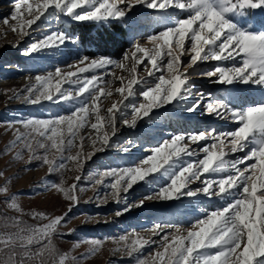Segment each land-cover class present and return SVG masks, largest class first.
<instances>
[{
    "label": "rangeland",
    "instance_id": "obj_1",
    "mask_svg": "<svg viewBox=\"0 0 264 264\" xmlns=\"http://www.w3.org/2000/svg\"><path fill=\"white\" fill-rule=\"evenodd\" d=\"M240 3L0 0V264H264V32ZM110 20L112 54L71 27Z\"/></svg>",
    "mask_w": 264,
    "mask_h": 264
},
{
    "label": "trees",
    "instance_id": "obj_2",
    "mask_svg": "<svg viewBox=\"0 0 264 264\" xmlns=\"http://www.w3.org/2000/svg\"><path fill=\"white\" fill-rule=\"evenodd\" d=\"M252 20L259 23L263 18L254 12ZM71 27L77 31L81 40H87L89 37L90 46L98 48L106 54L124 49L127 44L125 28L114 20L108 21L102 27L95 26L90 21L75 22L71 24Z\"/></svg>",
    "mask_w": 264,
    "mask_h": 264
},
{
    "label": "bare ground",
    "instance_id": "obj_3",
    "mask_svg": "<svg viewBox=\"0 0 264 264\" xmlns=\"http://www.w3.org/2000/svg\"><path fill=\"white\" fill-rule=\"evenodd\" d=\"M202 25L204 26V28H214L211 24H209V23H202ZM264 43V42H263ZM145 207H146V205H145V203L143 202V201H141V204H140V206H139V209L141 210V209H145Z\"/></svg>",
    "mask_w": 264,
    "mask_h": 264
}]
</instances>
